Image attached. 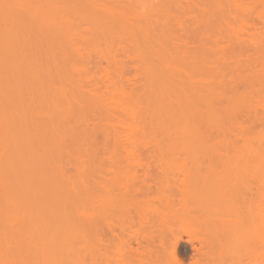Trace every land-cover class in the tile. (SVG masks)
Masks as SVG:
<instances>
[{
  "label": "rangeland",
  "instance_id": "1",
  "mask_svg": "<svg viewBox=\"0 0 264 264\" xmlns=\"http://www.w3.org/2000/svg\"><path fill=\"white\" fill-rule=\"evenodd\" d=\"M194 1L54 0L55 9L50 15L56 20L43 24L39 21L41 16L34 10L32 2L18 3L15 0H8L11 5L3 13L12 30L8 61L14 63L13 45L18 43L20 58L22 61L26 60V64L21 67L23 98L28 95L27 88L30 84L29 76L25 74L28 62L32 60L38 64L54 66L50 50L53 44H61L67 54L68 79L64 80L56 75V84L53 86L48 84L47 77L44 81L47 86L45 96L67 99L73 103V106L75 104L73 115L70 116V124L76 136L65 137L64 151L62 150L60 158L61 167L64 169L62 176L67 180L62 176L59 179L66 181V184H63V187L66 186L65 190L67 188L73 192L69 185L72 182L76 192L80 190L79 193L77 192L80 198L70 201L65 207L62 205L60 207V202L55 200H53L54 205L51 200L38 202L39 204L36 202L41 206L38 207L30 198L20 200L21 203L12 201L4 196L0 189V243L5 246L4 258L6 257L0 264H139L137 257L140 259L141 255L147 261L142 258L140 264L143 261L145 262L142 264H167L166 255H169V251H166V246L171 245L172 242L168 240H172V236L182 237V240L179 237L177 251L183 264H192L198 257L202 264H207L206 259H210L207 260L210 262L213 260V251L211 253L210 250L208 251L211 245L208 249L203 247V253L197 252L196 249L201 248V242L199 243L197 239L193 243L188 241L189 233L186 227L189 226L188 224L185 226L186 221L191 220L190 223L194 221V225L198 223L197 226H193L195 227L193 231L196 230L194 234L199 235L200 233L197 232L201 230L203 234V231L209 230V225H214L216 222V218L213 221L211 218L213 215L217 217L218 214H213L218 213L215 210L224 207L223 203L219 208L216 205L219 203L220 206V201H224L226 197H222V200L218 198L228 193L230 196L227 198L235 197L232 195L234 189L240 191L238 193L235 190L238 196L244 193L246 197H252L251 204L255 200L250 208L254 214L264 211V154L259 150L261 145L257 140L261 134L257 133L258 136L253 139L260 123L256 124L257 127L252 126L253 130L256 129L252 131L254 135L243 134V137H241L242 130L240 131L236 126L240 125L236 122L241 123L245 121V117L252 116L251 113L255 109H258L256 114L264 110L262 107L264 105V1ZM194 4L197 6L195 7ZM188 6L191 11L187 9ZM121 12L126 19L121 18L119 24L97 25L90 20L108 18V15H119ZM188 15L194 16L188 18ZM194 18H200L202 21L198 19L195 23ZM56 62L58 65L64 64L63 61L56 60ZM62 85L66 88L64 94H60L57 90ZM122 87L128 94L122 92L124 91ZM189 98L198 101L212 98L217 110L215 118L197 117L199 114L196 116L197 111L195 113L193 109L198 110V107H189L188 100L184 101L185 104L181 100ZM119 100L123 103L126 100L130 101L131 105L135 106V112L133 114L127 112L128 103L121 106ZM228 102L247 104V107L234 108L236 105L234 104L233 107L232 103L230 108L232 106L234 109L224 108L223 105ZM199 105L198 113L203 114L207 107L203 103ZM64 106L67 110V105ZM184 107L191 108L192 114L194 113L190 116L194 125L189 137L179 135L181 111H190ZM247 120L246 118V123L242 122L246 126ZM242 123L240 127L245 126ZM197 127L200 131H204L203 136H199L196 132ZM262 146L264 147V142ZM148 173L151 174L150 177V174L147 177ZM152 177L158 178L152 179ZM160 178L161 180L158 181ZM163 180L168 181L165 182L167 184ZM143 183L150 186L148 191L150 193L151 190L156 201L152 199V194L148 196L147 189L142 193L140 189L148 188L144 187L145 185L144 188H140ZM161 184H164L162 185L164 190L167 189L165 192ZM172 197L175 198L171 199ZM237 197L236 199H239ZM236 199L235 201L240 204ZM164 200L167 205H164ZM230 200L228 204L234 198ZM256 200L259 203H256ZM129 201H133L135 205L128 204ZM13 203L22 204L20 207L22 209ZM239 204H234L239 209L235 213L240 211L243 205ZM225 207L222 210L224 214H228L230 208L225 211ZM123 208L124 214L121 213ZM232 209L231 213L234 211ZM125 210L129 213L126 214ZM222 210L218 211L223 213ZM230 212L228 215L231 217ZM156 213L161 215L158 217ZM139 214H141L139 219L144 218L140 220L141 223L137 222ZM190 214L193 217L199 216L197 218L199 222L195 221L196 218L191 219ZM127 215L130 217L125 219ZM162 215H165L164 218L161 217ZM168 216L171 218L167 219ZM204 217L208 227L204 223L199 224L204 222ZM128 220L131 221L126 222ZM147 220L152 224L157 222V226L153 224L151 227ZM68 221L89 228V231L93 230V232L89 234L90 237L82 232L70 237L69 241L72 242H69V246L74 243L77 248L74 246L75 250L69 247L68 251L65 250L66 253L65 251L54 253L53 249L39 248L44 239L47 241L45 236L42 235L44 239L41 236L42 233L45 234L44 231L39 233L41 228L37 229L41 224L43 226V222L52 226L51 224L62 225ZM250 221L248 225L245 224L246 228L250 226ZM110 222L116 224H109ZM121 222L126 225L122 224V230L119 228ZM167 222L170 226L166 225ZM143 223L144 225L141 226L140 224ZM243 223L244 221L238 225L239 227L237 226V229L233 226L234 230L238 231L241 227V230L244 228L246 232L245 225L243 227L241 225ZM255 223L257 221L253 224ZM109 225L111 227H108ZM201 225L202 228L198 229ZM123 226L128 227L127 231ZM168 227H173L171 230L175 233L170 228L167 229ZM19 228L26 230L20 234L17 231ZM253 229L256 231V228ZM111 230L116 234L114 235ZM166 232L172 235L169 236ZM145 233H150V236L153 233V237L157 234L159 237L146 238ZM210 235L212 234H209L211 239L208 235L204 236L211 244ZM123 239L125 241L121 242ZM149 240L153 243L151 246L155 244L152 249ZM155 240L156 242H153ZM255 242L262 249L261 244L264 241ZM83 243H86L87 251L85 247L78 248ZM17 244L22 246L18 248ZM117 244L122 247L123 253H120L121 249ZM141 249L145 254L140 251ZM255 249L252 250L256 252ZM251 253L249 254L252 255ZM261 253L257 259L252 258L256 255L250 257L247 254L248 257L244 258V261L264 262V257H260ZM211 255L212 257H209Z\"/></svg>",
  "mask_w": 264,
  "mask_h": 264
},
{
  "label": "bare ground",
  "instance_id": "2",
  "mask_svg": "<svg viewBox=\"0 0 264 264\" xmlns=\"http://www.w3.org/2000/svg\"><path fill=\"white\" fill-rule=\"evenodd\" d=\"M15 1L18 2V3H21V2L25 3L26 1L32 2V5H34V10L37 13H39L40 16H41L39 21L41 23H43V24H48V23L53 22V21L56 20L55 17L50 15V13H52L54 11V9H55L54 3H53L54 0H15ZM189 2L190 1H188V3ZM36 3H38V4H36ZM41 3H45V5H40ZM188 3H187V5H188ZM190 3H192V1ZM9 5H11V2H8V0H0V189H1V193L4 196L10 198V200L16 201L17 203H18V201L20 202V200H22V199L30 198V199L34 200L35 205L39 204L40 202L44 203V201H49V200H51L52 204L54 205L55 203L53 202V200H55L57 202L58 201L60 202L59 203L60 207H61V205L65 207V205L67 206V203H69L70 201L76 200V198L77 199L80 198V195L78 194L80 190H77V192H78L77 193L76 190H75V186L72 184L71 181H70L71 183L70 184L68 183V184L71 185L70 189H72L73 192L69 191L67 188H66V190H68L69 192L64 189V187H66V186L63 187V184L66 182L65 180H67V178L65 179L64 178L65 176L64 177L62 176V174H63L62 171L64 169L61 167V164H60L61 163L60 162V158H61V155H62V150L64 151L63 141H64L65 137L68 136V135H71L72 137H73V135L76 136L75 135V131L73 129V126L70 124V116L73 115L75 104L73 106V103L70 100L57 98L55 96L47 98V96H45V93L47 91V88H46L47 86L45 85L44 81L48 77V79H47L48 84L54 86L56 84V81H55V76L56 75H58L60 78H62L64 80L68 79V73L66 72L67 54H66L65 50L62 48L61 44L60 45L59 44H57V45L53 44L50 47V50H51V53H52L51 54V61L55 63L54 66L53 65H50V66L49 65H42V64H38L36 61L30 60L28 62V67L25 70V72H26L25 74L27 76H29V83H30L28 88H27L28 95L25 98H23L22 95H21V91L23 89V87L21 85L22 84V78H23V72H22V68L21 67L23 66L24 63L26 64V60L22 61L21 58H20V47H19L18 43H15L13 45L14 63L11 64L8 61L9 48H10V44H11L10 37H11L12 30H11V28L8 25L7 17L4 16L3 13L8 8ZM194 5L196 7L198 5V3H197V5L196 4H194ZM192 6H193V4L191 5V7ZM198 7H199V5H198ZM187 9L190 10L191 8L189 7ZM201 11H202V7H201ZM193 16L194 15L189 16L188 18H191ZM121 18L124 19V20L126 19L123 12H121V14H119V15H114V14L113 15H108V18H91L90 20L94 24H97V25H106L108 23L119 24L118 22L120 21ZM194 19H195L196 22L195 21H192V22H195V23H197L198 19H199L200 22L202 21V19H200V18H198V19L194 18ZM198 25H196V26H198ZM43 34H45V32H43ZM56 60L63 61L64 64H59L58 65ZM205 64H207V63H205ZM247 65H248V63L246 64V66ZM220 66H221V64H220ZM249 66H251V65H249ZM222 69H224V68L222 67ZM220 71H222V70H220ZM226 71H228V70H225V72ZM221 74H222V72H221ZM227 74H228V72H227ZM122 88H124V87H122ZM57 90L59 91L60 94H64V91L66 92V88H64L63 85H62V87L58 88ZM124 91H125V88H124ZM124 91H122L124 94L125 93L128 94L126 91L125 92ZM131 94H129V95H131ZM181 100H183V102L188 100L189 103H190L189 107H193L194 108V107L197 106L198 110H200V108H199L200 105L199 104L203 103L207 107L206 110L204 112H202L203 114H201V113H198L200 111H198L196 108L193 109L194 112L197 111V113L195 112L196 116H197V114H199L197 117H201V118H205V119L215 118L214 115L216 114L215 111H217V110L215 108V103H214L215 101L212 98L211 99H201V101L190 99V98L189 99H185V100L181 99ZM177 102H179V100ZM118 103L121 106H123L124 104L127 105V103H128L129 107H127L126 111L131 113V114H133L135 112V106L131 105L130 101L127 102V100H126V102L124 101V103H123L122 100H119ZM181 103H182V101H181ZM232 103H233V107L236 105L234 108H239L240 106H243V107L246 106L247 107V104L234 103V102H231V103L228 102V103H226L223 106H224V108H230V104L232 105ZM262 103H263V101H262ZM183 104H185V102ZM263 104H261V105H263ZM64 105H67V110H66ZM189 107L188 108L184 107V108L187 110V109H189ZM233 107L231 106V108H233ZM262 107L264 108V105ZM257 110L255 109L254 112L251 113V114H253L252 116L245 117V119H244L245 121H242V122L246 123V118H247L248 119L247 120V123H248L247 126L245 124H243L242 122L241 123L243 125H245L244 127L243 126L240 127L241 123H239V122H236V124H240V125H236V126L240 128V129L237 128V130L238 129L240 131L242 130L241 137H243V134L246 135V136L252 134L256 130V129L253 130L254 128H252V126L254 127V125H255V127H257L256 124L259 122L260 123V124L258 123L259 124V128H260V126H262V127L260 129L258 128L259 131L257 130L258 132L257 131L255 132V136L254 137L252 136V135H254V133L251 136L254 139L256 136H258L257 133L261 134V135H259L260 137H258L257 140L260 142V145H261V148L259 150L261 151V153L263 152V154H264V147L262 146L263 142H264V134H262V133H264V130L261 131V129H264V110L262 109L263 110L262 113L258 112V114H256ZM187 111L186 112H185V110L181 111V113H182V118L180 120L181 121V127H180L181 131L180 132L178 131V132H179V135L181 134L183 136L186 135L187 137H189V134L192 132V126L194 125V123L192 122L193 118L190 117V116H192L194 113L192 114V111L190 110L188 112L191 113V114H189ZM251 114H249V115H251ZM240 120H242V118ZM47 129H49L48 132H47ZM196 132L199 134V136H203L205 134L204 131H202V130L200 131L199 127H197ZM237 133L240 135L239 132H237ZM238 137H240V136H238ZM230 143H231V145H234L233 142H230ZM65 150H66V148H65ZM253 151H255V149H253ZM146 173H145V175H146ZM149 174L150 173L147 174V177H148ZM60 176H62V178L65 179V180L59 179V178H61ZM150 176H151V174L149 175V177ZM154 177H152V179ZM158 177H156V178H158ZM156 178H154V179H156ZM159 180H161V178L158 179V181ZM164 180H166V179H164ZM164 180H163V182H164ZM61 181L63 183H61ZM67 182H69V181H67ZM153 182L155 183L154 180H153ZM165 182H168V181H165ZM159 183H158V185H159ZM148 184H150V183H148ZM165 184H167V183H165ZM144 185L145 184L143 183L142 187H140V188L148 187V186H146V185L144 186ZM156 185H157V183H156ZM162 185L164 186V184H161V187H162ZM187 185H189V184H187ZM78 186H79V184H78ZM78 186H77V188H78ZM88 186L91 187L90 185H88ZM166 186H168V185H165V187ZM168 187H170V186H168ZM137 188L139 189V186ZM79 189H80V187H79ZM145 189H147V191H148V189H150V186L148 188H144V190ZM151 189H152V187H151ZM140 190H142V193L146 192V190L145 191L143 189H140ZM156 190H155V192H156ZM158 190H160V189H158ZM163 190H164V188H163ZM166 190H164V192ZM219 190H221V189L219 188ZM219 190H217V191L219 192ZM235 190L236 189H234V194H232V195L235 196V197H233L234 198L233 201H232V199H233L232 197H231L232 199L230 197L227 198L228 196H230L229 193H228L229 191H227L228 194L227 195L223 194L224 196L221 195V197H220L221 199L218 198L219 196L217 197L219 200H222V197L223 198L226 197V198H224V201H220V206H218L219 203L216 206L219 208V207L224 205V207H225V205L227 204L228 206L225 207V211H226V209L229 207V205H231L232 202H234V204H236V205L239 204V203H237L235 201V199L238 196V193L240 191L236 190L238 192L236 194ZM161 191H162V189H161ZM222 191H224V189ZM139 192H141V191H139ZM164 192L162 191V193H164ZM218 192H217V194H218ZM136 193H133V195L137 196ZM148 193H149V191H148ZM150 194H152L151 190H150L149 195L148 194L147 195L150 196ZM156 194H158V192ZM221 194H222V192H221ZM133 195H132V197L136 198ZM141 195H143V194H141ZM160 195H162V194H160ZM168 195H170V194H168ZM155 196H157V195H155ZM172 196H174V195H172ZM240 196H242V197H240ZM159 197L162 198V196H159ZM164 197H166V195ZM56 198L57 199L59 198V199L56 200ZM146 198H148V197H146ZM154 198H156V197H154V195H153L152 199H154ZM174 198L172 197L171 199H174ZM237 198H239L240 200L239 199H236V200L238 202L240 201V204H243L242 207H241V209L242 208L243 209L242 210L240 209V211L235 213L237 211L238 207L237 206L235 207V205L232 203L233 206L231 205V207L232 208H236V209H232L230 207H229L230 210H228L229 208L227 209L228 210V212H227L228 214L231 211V209L234 210L232 212L235 213V214L230 212L231 213V217L229 216L230 214L229 215L228 214H224V211H223L224 207H222L223 210L221 208L220 209H216L215 211L218 212V213H213V214H218L217 217H216V215L214 216L213 214H212L213 217L211 216V218H213L212 221L215 220L214 218H216V222H214L215 226L212 224L213 227H211V228H213L212 229L213 232H211L212 230L210 228V226H212V225H209V230H207L208 232L204 228L203 230H205V231H203V234L201 233L202 230H201V232H197L198 234L200 233L202 235L194 234V232L196 230L193 231L194 228H195L193 226H197L196 224H198V223H196L194 225V221L192 222L193 223L192 224V223H190L191 220H188V221L185 220L186 221L185 226H187V224H188V226L192 228V230H190L191 228L186 227L187 228L186 231L189 233V235L187 233V235L189 236L188 237V241L193 243L197 239L198 242L199 241L201 242V243L199 242L201 244V248L200 249H198V248L196 249L197 252H199V253L200 252L203 253V251H202L203 247H207V249H208V247L211 245V248L208 249V251L210 250L209 253H211V251H213V254H214L213 257H212V255L209 256V257L213 258V260L211 261L212 264H247L248 262H249V264H251V263L252 264H256V263L257 264H264L263 261L261 263H259L258 261L257 262H254V261L245 262L244 261V258L246 259L248 256L252 257V255H256L255 257L253 256L252 258L257 259L259 257L258 255H260L261 252H262L261 253L262 255L260 257H264V249H263L264 248V243L261 244V246H262V249H261L260 245L255 242V241H258V240H260V241L263 240L264 241V211L261 212V213L258 212L257 214L255 213L256 214L255 215L252 212V210H250V208H252V206H253L252 204L255 202V200L252 201L253 203L251 204L250 200L252 199V197L251 198L246 197L244 195V193L240 194ZM241 198H242V200H241ZM128 199H126V201ZM246 199L249 200L250 202L249 201L247 202ZM150 200H151V198H150ZM228 200H230L232 202L231 203L229 202V204H228L227 203ZM126 201H125V203H127ZM144 201H146V200H144ZM149 201H147V203ZM166 201H167V199H166ZM166 201L165 200L163 201L164 205L166 204L165 203ZM36 202H37V204H36ZM132 202L133 201H131L128 204H131ZM142 202H143V200H142ZM169 202L171 203L170 200H169ZM169 202H168V204H169ZM217 202H218V200H217ZM22 203H24V202H22ZM221 203H223V205ZM256 203H259V202H257V200H256ZM13 204L16 205V203H13ZM150 204H151V202H150ZM0 205H1V203H0ZM21 205L18 204L16 206L19 209H22V208H20ZM132 205H135V204L132 203ZM23 206H25V205H23ZM37 206L41 207L39 205H37ZM24 208H26V207H24ZM246 208H248L249 210L246 209ZM126 209H128V208H126ZM134 209H135V207H134ZM152 209H153V207H152ZM156 209H157V207H156ZM244 209H246V211H244ZM123 210H124V208L122 209V211ZM218 210H220V211L222 210L223 213H220ZM122 211H121V213L124 214V211L123 212ZM126 212H128V211L125 210V213ZM164 212H166V211H164ZM153 213H154V211L152 212V215H153ZM158 213H159V211H158ZM161 213L163 214V210L161 211ZM143 214H145V213H143ZM133 215H135V214H133ZM133 215H131V216H133ZM160 215L161 214H159V215L157 214L158 217ZM190 215H191L190 216L191 219L193 218V220H194L196 218L195 221H197V218L199 216L196 215L197 217H193L192 214H190ZM193 215H195V214H193ZM139 216H141V214H139L137 216V218ZM164 216L165 215H162L161 217L164 218ZM129 217L127 215V218L126 217H124V218L128 219ZM143 217H145V216H143ZM154 217H155V215H154ZM163 218H161V220H163ZM166 218L169 219L171 217L168 216ZM200 218H199V220H200ZM205 218L206 217H204V219H203L204 222H200L199 224L204 223L205 226H207L208 222L206 223ZM132 219L133 218H131V220ZM187 219H189V218H187ZM117 220H118V217H117ZM140 220L142 221V220H144V218H140L139 221ZM250 220H252V221H250ZM130 221L128 220L126 222H130ZM139 221H137V222L141 223V221L140 222ZM243 221H244V223L241 224L242 227L245 224L248 225L247 223L250 221V223H249L250 226L249 227H251V229H252V230L250 229L251 231L249 230L248 226L246 228V225H245V231L246 232H244V228L241 230V227L239 228L240 230H238V231L236 230L237 226L240 223H242ZM256 221H257V223H255V224H257V225L253 224ZM132 222H133V220H132ZM147 222H148V220H147ZM149 222H151V221H149ZM197 222H199V221H197ZM111 223L112 222H110L109 224H111ZM116 223H112V224H116ZM161 223H163V222H161ZM169 223L166 224V225L167 226L172 225L171 223L169 225ZM122 224L123 223L121 222V227H119L120 229L122 228ZM127 224H130V223H127ZM149 224H151V227H152L154 222H153V224L152 223H149ZM51 225L52 226H50L48 223L46 225V222H43V226H41V227L38 225L39 227L37 229L39 230L41 228L40 229L41 231H39V233L40 232L42 233V231H44L45 234L42 233L41 236L42 235L45 236V238L47 240V241H45L44 237L42 236V239H44L45 242L42 240L43 242L40 243V245H39L40 247L39 246L38 247L41 248V249H53V250H55L54 253L58 252V251L59 252H61V251L64 252L65 250L68 251L69 247L75 249L74 246H76V245L74 243L72 244L73 246L72 245L69 246L70 243L72 242V241L70 242L69 239H70V237L75 236L76 233L80 232L79 234H81V232H82V234H84L85 236H88L90 233L92 234V232H93V230L89 231V228H86L84 226L80 227V225L75 224V223H70L69 221L64 223V224H62V225H59L57 223L55 224L56 226L54 224H51ZM123 225H125V223ZM140 225L142 226V225H144V223L140 224ZM154 225L157 226V222ZM254 225H255V227H254ZM125 226H123V227L127 231L128 227L125 228ZM158 226H160V225H158ZM233 226H236L235 230H234L235 227H233ZM108 227H111V226L109 225ZM131 227H129V228L131 229ZM145 227H143V229ZM200 227L202 228V225L199 226L198 229H200ZM157 228L159 229V227H157ZM169 228L170 227H168L167 229H169ZM171 228H173V227H171ZM171 228H170V230H171ZM253 228H256L255 229L256 231H254ZM152 229H153V231H155L154 228H152ZM160 229H161V227H160ZM206 229H208V228H206ZM25 230H22V229L20 230V228H19L17 231L20 234H22L23 231H25ZM85 230H86V232H84ZM136 230L137 229H135V232H137ZM141 230H142V228H141ZM151 230L149 232H151ZM183 230H185V228ZM96 231H98V230H96ZM171 231H173V230H171ZM209 231H210V233H209ZM138 232H139V230H138ZM99 233H101V232H99ZM112 233H113V231H112ZM173 233H175V232L173 231ZM207 233L212 234V236L210 235L212 237V241H210L211 244L209 243V240L204 236V235H206V236L208 235V238H209V234H207ZM102 234H103V232H102ZM168 234L169 233H167V235ZM249 234H251V235H249ZM46 235H47V237H46ZM97 235H99V234H97ZM146 235H147V237H146ZM153 235H154L153 233H152V236H150V233H148V234L145 233L144 236L146 238L150 237V239L155 238V237L158 236L156 234L153 237ZM170 235H172V234L170 233L169 236ZM144 236H142V237H144ZM160 236H161V234H160ZM176 236L177 235L175 234V237ZM88 237H90V235ZM98 237L99 236H97V238ZM179 237H181V236H178V238H174L172 236L171 237L172 240L171 239L168 240L169 242L171 241L172 243L170 242L171 245L170 246L169 245L166 246L167 247L166 251H169V253H168L169 255H166V256H168L167 264H183L182 261L179 259V255H178V251H177V247H178L177 244L179 242ZM164 238L166 239V236ZM138 239H137V241H138ZM155 239H157V238H155ZM180 239L182 240V237ZM209 239H211V238H209ZM159 240H163V239L159 238ZM122 241L124 242L125 240L123 239V240H121V242ZM207 241H208V243H207ZM139 242H140V240H139ZM149 242H150V246H151L152 241L149 240ZM153 242H156V240L153 241ZM164 242H163V244L165 245V243L167 241L165 243ZM169 242H167V243L170 244ZM159 243H160V241H159ZM83 244L78 246V248H80V247L84 248L86 246V243H83ZM124 244H126V243H124ZM255 244H257L258 246L255 245ZM164 245H162V246H164ZM21 246H22L21 244H17L18 248H20ZM117 246H119V249H121L122 248L121 247L122 243H121V246L118 245V244H117ZM140 246H142V245H140ZM153 246H151L150 249H152ZM168 246H169V250H168ZM6 247L8 249L10 248L8 246H6ZM56 248H58V249H56ZM76 248H77V246H76ZM156 248H157V246H156ZM4 249H5V246L0 243V262L6 259V257L4 258ZM86 249H87V247H85V250ZM119 249H118V252L120 251ZM252 249H255L256 252H254ZM124 250H126V248ZM157 250H158V248H157ZM66 251H65V253H66ZM72 251H74V250H72ZM140 251H143L142 253H144V250L141 249ZM75 252H77V251H75ZM92 252H94V251H92ZM123 252H122V249H121L120 253H123ZM137 252H139V251H137ZM149 252H151V251L149 250ZM251 252H253V253H251ZM258 252H259V254H258ZM69 253H70V251H69ZM89 253H91V252H89ZM249 253H251L252 255H250ZM148 254H150V253H148ZM247 254H248V256H247ZM75 255H77V253H75ZM208 255H210V254H208ZM94 256H95V254H94ZM76 257H74V258H76ZM83 257H85V256H83ZM140 257H141L140 259L143 258L145 261H147L142 255ZM137 259L141 262L139 257H137ZM195 259L196 260L192 264H202L200 262L201 260H198L199 257L195 258ZM120 260L122 261V259H120ZM207 260H210V259H206V261ZM145 261H143V262H145ZM206 261H205V263H207V264L210 262V261H207V262ZM140 262H139V264H140Z\"/></svg>",
  "mask_w": 264,
  "mask_h": 264
}]
</instances>
